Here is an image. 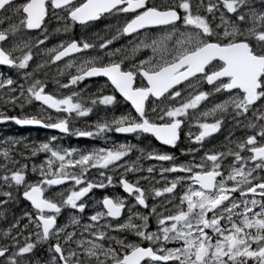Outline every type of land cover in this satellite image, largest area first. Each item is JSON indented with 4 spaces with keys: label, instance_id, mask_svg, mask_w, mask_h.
<instances>
[{
    "label": "snow or ice",
    "instance_id": "obj_1",
    "mask_svg": "<svg viewBox=\"0 0 264 264\" xmlns=\"http://www.w3.org/2000/svg\"><path fill=\"white\" fill-rule=\"evenodd\" d=\"M49 13L64 22L53 33L66 35L74 24L84 31L46 48ZM105 17L115 24L92 31ZM5 21L0 66L15 69L17 75L0 72V122L99 136L106 144H111L106 133L114 132L147 135L175 147L183 133L198 147L181 148L189 159L178 161L170 152L130 142L82 149L56 145V136L32 144L6 137L9 146L0 147V222L6 224L0 227V264H264V0H0V24ZM151 26L153 35L141 37L140 31ZM33 30L37 37L30 35ZM129 35L139 37L131 48L112 47ZM141 49L150 54L131 63ZM71 54L77 59L60 66L52 76V90L47 74L33 79L35 73L28 71L38 56L50 59L37 63V69ZM63 75L67 79L61 83L58 77ZM100 76L106 80L101 87L91 85L96 92L85 86L64 94L69 86ZM205 82L209 91L203 90ZM115 93L130 107L109 115V107L121 104ZM213 94L223 99L199 111L198 105ZM32 102L55 110V117L24 114V106ZM97 104L103 114L83 127L72 126ZM18 107L20 115L9 114ZM225 122L251 134L228 136L223 144L205 149L202 142ZM194 126L199 129L195 133ZM22 143L29 156L23 150L16 155L25 161L45 154L39 165H32L35 180L28 178V164L12 157V146ZM134 148L145 159L166 162L167 168L159 167L161 175H183L165 187H153L158 183L151 179L156 166L149 165L145 176L127 178L141 170L140 156L120 163ZM225 157H231L230 163L225 164ZM89 169L98 178L88 179ZM114 184L128 196L105 193L91 205L85 202L92 189ZM53 186L60 190L53 191ZM165 193L170 199L149 207V197L155 201ZM21 198L30 207L18 212ZM136 205L146 211L132 212ZM89 207L93 210L81 223ZM69 209L73 211L66 221L58 222L62 210ZM150 218L156 225L152 231ZM128 233L136 239H128ZM169 242L178 246L168 247Z\"/></svg>",
    "mask_w": 264,
    "mask_h": 264
},
{
    "label": "flooded vegetation",
    "instance_id": "obj_2",
    "mask_svg": "<svg viewBox=\"0 0 264 264\" xmlns=\"http://www.w3.org/2000/svg\"><path fill=\"white\" fill-rule=\"evenodd\" d=\"M156 2L157 3L170 2V0H156ZM50 22L51 23H56L57 26L60 25L59 27L63 28V25H64L63 20L61 19L58 22L49 13V15L45 18L44 26H46ZM7 23H9V22L5 21L3 24H0V27L7 26ZM107 24H113L114 25L115 21H112L109 18L105 17L103 20L100 21V23L95 24V26L92 29H102ZM154 29H155V26H151V30H149L148 32L140 31V36L147 35V36L151 37L153 35ZM83 31L84 30L82 29V27L79 24H74L72 26V28L69 30V34L66 36V39L69 38V37H73V38L78 37ZM37 34L38 33L36 31H34V30L30 33L31 36H34V35H37ZM59 38H60V35H54L53 36V41L55 42L56 40H59ZM130 38H131V41H133L134 39L135 40H139V37H133L131 35H129L127 37H124V38H120V39H130ZM49 41H50V39L48 41H46L45 44H49L48 43ZM131 41H129L130 44H131ZM146 51L147 50H140L138 52V55L136 57H134L130 62L131 63H135L137 57L139 59H142L144 57V54L146 53ZM97 53H87V54L91 55V54H97ZM81 55H84V54L82 53ZM67 59H77V56H76V54H71L67 58H61V61H64V60H67ZM0 68H4V67H0ZM105 80L106 79L103 78V77L86 78L84 81H82L80 83V89H84V85H85V86H88V92H95V90H97V88H98V84L99 83L104 84ZM91 85H96L97 88H93V87H91ZM203 90H205V91H209L210 90V86L207 85L206 82L203 85ZM107 91L111 92L112 89L109 88V89H107ZM85 95H87V92L85 93ZM115 95H116L117 99L121 101V104L118 105L115 109L109 107L108 108V114L109 115H111L113 111H115L116 114H120L121 110L126 112V111H128V109L130 107V105L127 102H124L123 98L119 96V93H115ZM218 99H223V96L219 95V94H213L212 96L207 97L205 101H202L201 104L198 105V107L199 108L200 107H204V104L209 103L210 101L217 102ZM102 109H103V106H100V105L97 104L96 106L93 107V112L92 113H90L86 117L79 118L72 126L73 127H83L88 122L95 121L97 119V115L103 114ZM16 111H18V110H16ZM23 113L24 114H41L45 118V120H47V117L49 115H52L53 117H55L54 113H56V112H55V110L47 109L46 106L44 107V109H41V108L38 107V102H32L27 107L24 106ZM20 114H21V111H19L18 113L16 112V115H20ZM7 124L11 125L10 127L12 128V131L15 132L16 135H21L22 138H24L26 140H29V141L46 140L49 136H56L58 138L56 141H59V142H61L63 144H66L68 142L69 143H75L76 144V148H82V149H89L90 145L99 144V143H104L105 144L104 146H109L110 147V146H112V144L129 143V142L134 144V145H137L138 148L139 147L146 148L147 147V143H146L147 139H149L151 142H153L154 143L153 145H156V140L153 137H150V136H147V135L141 136V137H137V136H134L132 134H120V133H114V132L113 133H106V136L108 137L109 141H111V144H106L105 139L103 137H99V136H94V137H76V136L71 135V134L60 133V132H58L56 130L45 128V127L21 128L15 122H10V121ZM242 136H245V135H240L238 138H240ZM181 137H182V135H180V139H179L178 144L181 142ZM206 139H209V138H206ZM176 146L175 147H170V149H172V151L174 152V148H176ZM159 147H161V146H158V148ZM200 155H203V153L201 152ZM137 156L141 157V159L139 161V165H140V169L141 170L139 172H137V173H129L128 177H127L129 179H136L137 176H145L146 175V172L144 170L146 169L147 159H145L143 157V155H141V153L137 150V148H134L132 150V152H130L125 158H122L120 163L123 164L124 163V159H127L129 162L130 161H134V160H136ZM226 158H225V161H224L225 164L230 163L231 157H228L227 159ZM33 160L34 159H32V161ZM150 160H153V159H150ZM29 161H30V159H29ZM31 169H32V167L28 170V173H27L28 178L30 180H35L37 178V175L35 173H33ZM122 170L123 169L121 168V171ZM86 176H87L88 179L98 178V172H95V171L89 169V171L86 173ZM116 179H118V176H116ZM151 179L154 180L152 178V176H151ZM141 183L144 184L145 186L147 185L146 181H142ZM158 185L159 184H157V183H153L152 184L153 187H157ZM65 186H67V182H65ZM181 187H182V185H179L178 189L174 190V193L176 195L177 200H178V196H179V188H181ZM59 190H60V186H53V191H59ZM105 193L110 194V195L119 194L120 196H124V197L128 196V194L125 193L118 184H114L112 186H106L104 189H96V188L92 189L90 191V193L87 194V201H85V202L88 203L89 205H91V203H92L94 198L95 199L102 198V196ZM233 195L239 196V193H234ZM248 198L251 199V196L249 195ZM259 198L260 197L257 196V199H259ZM168 199H170V196H168V198H167L166 195H162L161 197L156 198L155 201H153L152 197H149L148 200H147V203H148V205L150 207L154 202L157 203V204H161V203H163L164 200H168ZM127 203L128 204L132 203V198L131 197H128ZM27 207H30V203L27 202V201H24L23 198H21V202L19 204L18 212H19L20 209H25ZM92 210L93 209L91 207L86 208L84 210V212L82 214L81 223H83L84 220L87 219L88 215L90 214V212ZM159 210L160 209L157 208V211H159ZM70 211H73V210H70V209L67 210V211L62 210V215H59V221L58 222H61V223L65 222ZM131 211L132 212H137V211L145 212L146 209H144L141 206L136 205V206H134L131 209ZM128 215H129V210H128L127 207H125L124 209H122V216L126 218ZM117 219H119V218H117ZM133 222L134 223H139V221L136 220V219H134ZM4 225L6 226V224H3L2 222H0V227H5ZM155 226H156L155 225V219L154 218H150V220H149V230L150 231L154 230ZM113 234H115V233H113ZM128 239L135 240L136 238L131 233H128ZM144 246H147V242H144ZM167 246L168 247H176L178 245L175 242H169L167 244ZM44 248L46 249L47 245H45ZM160 264H163V262H160ZM169 264H170V262H169Z\"/></svg>",
    "mask_w": 264,
    "mask_h": 264
},
{
    "label": "rangeland",
    "instance_id": "obj_3",
    "mask_svg": "<svg viewBox=\"0 0 264 264\" xmlns=\"http://www.w3.org/2000/svg\"><path fill=\"white\" fill-rule=\"evenodd\" d=\"M59 26H57L56 23H51V22L45 26V28H47L49 33H50V35H49L50 41L48 42L49 44H45L44 45L46 48L47 47H51V46H53L55 44H58L60 40L66 39V36L69 34V31H68V33L66 35L63 32L53 33V30L56 29ZM97 30H99V29H92V31H97ZM54 35H60L59 40H56L54 42L53 41V36ZM37 36H38V34L34 35L33 37H37ZM129 41H131V38L130 39H118L117 41H115L112 44V47L113 48H116V47H128V48H131L133 45H132V43L130 44ZM141 50H144V49H141ZM98 54L99 53H97V55ZM149 54L150 53L148 51H146V53L144 54V57L146 55H149ZM137 55H138V52L136 53V56ZM45 58L50 59V57H44V56L36 57L32 61V63L30 64V66L28 68V71H32V72L35 73L34 76H33V79H44L45 75L47 74V77H48L47 87L50 90H52L53 89L52 76L58 72V70H59L61 65L67 63V60L60 61V62H57V63H53L51 65L45 64L42 67H40L39 69H37L35 67V65L37 63H40ZM0 67H2V66H0ZM4 68L5 69L0 68V72H3L6 75L12 76L14 78L16 77L17 73H16L15 69H9L7 67H4ZM69 71H72L74 73V69H71ZM58 78L60 79L61 83H64V82H66L67 76L63 75V76H59ZM18 83H19V81H18ZM80 83L77 86H69L68 90L65 91L64 94H68V92H71V91H79ZM101 86H103V84L99 83L98 87H101ZM84 88H85V85H84ZM96 91L97 90H95V92ZM213 103H215V101H210L209 103L204 104V107H200V108L198 107V109H199V111H203L205 107H211V105ZM25 106L27 107L28 105H25ZM1 109H3V107H0V110ZM55 115H56V113H54V116ZM207 119L210 121L211 117H209ZM10 126H11L10 124L0 125V142H3V143H0V147H8L9 146L7 144V141L5 140L6 137H14V138L15 137H20V138H22L21 135H16V133L12 131V128ZM188 130L189 129L187 127H185V131H188ZM198 130L199 129L197 127H195V126L191 129V131H193V133L197 132ZM239 134L240 135H246V134H251V133L246 128L235 126L233 122H225L223 124L222 128L216 134H214L211 138L206 139L204 142H202L203 143V147L205 149H207V148L212 147L213 145H221V144H223L225 142V137L231 136V137H234V138H238L240 136ZM181 135H182L181 142L176 146V148H174V152L172 151V149H170V147H166L164 145H160L157 142H156V145H153L154 143L151 142L149 139H147V142H146L147 143V147L151 146V148L153 150H158V151H163V152H170V153L174 154L177 157L178 161H186V160L189 159V157L187 155L181 154L180 149L181 148L188 149L189 147L195 148V147H198V146L194 142L186 139L185 136L183 135V133H181ZM40 141H43V140H40ZM34 142H37V140L29 141V140H26V139L23 138V143L32 144ZM23 143L20 144L19 146H12L13 147L12 157L14 159H19L20 162H22V163H27L28 164V169H30L33 164L39 165L41 163V161L44 159V155H45L42 152L41 153H37L35 156H30L29 157L30 161H29V159L25 161L23 159V157H20V156L16 155V153H18L21 150H23L24 151V155L25 156H29V151L26 150V149H23ZM55 144L56 145H60L62 147H74V148H76V144L75 143H69L68 142L66 144H63V143H61L59 141H55ZM104 145H105L104 143L93 144V145H90L89 149H91L93 147H96V148L105 147ZM158 146H161V147L158 148ZM220 150H223V149H220ZM32 159H34V160L32 161ZM0 162H2V159H0ZM149 165H155L156 166L154 174H152V178L154 179L153 181L158 182L157 184H159V185L157 187H165L166 183L168 181L173 180L175 178V176L183 175V173H181V172H175V173L166 172L163 175H161L160 172H159V167L163 166V167L167 168L169 165L166 162H158L155 159H153V160L147 159L146 168ZM162 195H166L167 198L169 196L166 193L162 194Z\"/></svg>",
    "mask_w": 264,
    "mask_h": 264
},
{
    "label": "water",
    "instance_id": "obj_4",
    "mask_svg": "<svg viewBox=\"0 0 264 264\" xmlns=\"http://www.w3.org/2000/svg\"><path fill=\"white\" fill-rule=\"evenodd\" d=\"M2 67H4V66H2ZM100 77H102V76H100ZM92 78H94V77H92ZM103 78L106 79V77H103ZM7 122L8 121L0 122V125H3L5 123H7ZM18 126L21 127V128H39V127H43V126H40V125H18ZM53 130H56V129H53ZM56 131L60 132L59 130H56ZM60 133H62V132H60ZM158 143L161 144L160 142H158ZM161 145H163V144H161ZM164 146H167V145H164ZM167 147H172V146H167Z\"/></svg>",
    "mask_w": 264,
    "mask_h": 264
},
{
    "label": "trees",
    "instance_id": "obj_5",
    "mask_svg": "<svg viewBox=\"0 0 264 264\" xmlns=\"http://www.w3.org/2000/svg\"><path fill=\"white\" fill-rule=\"evenodd\" d=\"M2 69H5V68H2ZM20 108H16V110H18V111H9V114H11V115H16V112L18 113L19 111H21V109L19 110ZM4 109H1L0 111H3Z\"/></svg>",
    "mask_w": 264,
    "mask_h": 264
}]
</instances>
